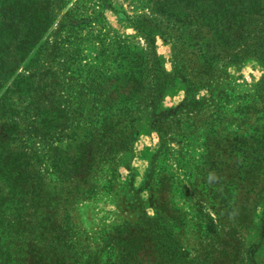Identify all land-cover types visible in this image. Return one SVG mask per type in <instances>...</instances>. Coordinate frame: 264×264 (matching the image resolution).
Masks as SVG:
<instances>
[{"label": "trees", "instance_id": "1", "mask_svg": "<svg viewBox=\"0 0 264 264\" xmlns=\"http://www.w3.org/2000/svg\"><path fill=\"white\" fill-rule=\"evenodd\" d=\"M147 1L159 17H137L142 47L88 35L100 9L96 19L66 11L69 21L59 22L63 0H0V264L236 263L264 184V73L230 109H223L228 92L210 85L242 59L264 66V0ZM61 34H75V44ZM155 36L169 41L187 94L208 92L185 98L168 117L189 115L187 133L204 148L194 169L206 179L200 183L222 187L220 210L206 215L192 247L182 245L168 214L82 240L75 207L108 186L140 116L167 83ZM87 46L97 49L93 61Z\"/></svg>", "mask_w": 264, "mask_h": 264}, {"label": "rangeland", "instance_id": "2", "mask_svg": "<svg viewBox=\"0 0 264 264\" xmlns=\"http://www.w3.org/2000/svg\"><path fill=\"white\" fill-rule=\"evenodd\" d=\"M63 1L65 6L58 15L59 22L69 21L68 15L63 16L66 11L73 18L85 14L96 19L92 12L100 9L103 18L92 22L93 29L88 35L118 36L142 47L145 45L144 40L134 25L137 17H159L147 0ZM79 2L81 4L76 8L75 3ZM86 31L76 38H85ZM59 38L70 44L76 41L75 34H61ZM153 39L154 52L167 83L157 91L153 108L145 110L140 116L131 145L128 151L118 157L115 176L108 177V186L93 199L75 207L72 216L81 231L82 240L95 238L124 222H153L158 221L159 217L167 218L168 214L167 219H171V226L182 245L192 247L198 240V233L205 231L208 223L206 215L211 216L220 210L218 202L223 194L222 187L214 183H200L206 179L201 178L194 169L201 161L199 155L204 148L200 138L187 133L191 121L189 115L181 113L174 118L168 117V113L176 110L185 98L206 97L208 92L203 88L191 95L187 94L181 78L174 76L175 65L169 41L158 36ZM96 53L97 49L93 46H87L83 51L88 61L95 60ZM224 70L225 75L213 81L210 89L228 92L230 98L223 107L225 110L247 100L260 81L264 66L255 58H246L226 65ZM205 115L200 116L201 119ZM214 167L216 180L220 165ZM105 181L100 180L98 183L104 185ZM192 181L196 185H192ZM234 193L240 192L236 190ZM161 210L165 212L161 213ZM240 237L241 246L235 264H264V184Z\"/></svg>", "mask_w": 264, "mask_h": 264}]
</instances>
